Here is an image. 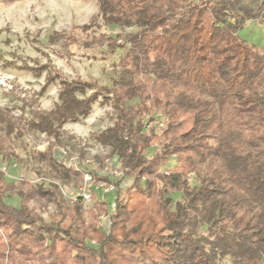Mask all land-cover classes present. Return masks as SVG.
Here are the masks:
<instances>
[{"label":"trees","instance_id":"obj_1","mask_svg":"<svg viewBox=\"0 0 264 264\" xmlns=\"http://www.w3.org/2000/svg\"><path fill=\"white\" fill-rule=\"evenodd\" d=\"M97 3L85 33L135 29L86 41L88 49L106 48L111 57L123 52L112 87L68 80L51 64L9 62L6 68L45 75V84L38 94L18 96L20 116L0 110V122L10 139L45 135L49 145L37 160L58 179L72 181L84 172L55 156L57 147L74 139L64 127L87 120L94 105L109 104L114 123L94 139L111 149L133 185L122 189L120 181L90 172L97 184L114 185L110 228L102 234L86 224L81 197L71 206L55 184H15L0 171V264H264V52L240 36L248 22L264 26V0ZM56 85L58 103L41 110L39 99ZM157 111L167 119L164 142L150 158L153 138L145 121L155 120ZM171 157L177 165L160 173ZM209 160L222 168L191 187L188 175ZM11 197L19 199L18 207L8 203ZM49 205L57 213L47 223L39 209ZM97 211L106 213L107 203L101 201Z\"/></svg>","mask_w":264,"mask_h":264},{"label":"rangeland","instance_id":"obj_2","mask_svg":"<svg viewBox=\"0 0 264 264\" xmlns=\"http://www.w3.org/2000/svg\"><path fill=\"white\" fill-rule=\"evenodd\" d=\"M97 0H17L14 2H0V110H11L14 116H20L21 102L18 96L31 97L38 94L45 84V75L35 78L29 73L21 72L13 67L6 68V63L14 62L21 66L26 62L53 65L68 80L80 79L96 82L100 87H112L118 77V62L122 51L112 57L106 48L88 49L86 41L92 36L106 33L112 37L125 36L135 32V29L112 27L100 30L91 29L88 33L83 27L91 23L98 14ZM72 35L74 40L53 37L55 35ZM240 36L248 43L255 45L264 52V26L257 22H248L241 30ZM60 86L51 87L39 99V107L44 111H51L58 103ZM156 119L146 118V134L153 140L146 155L152 158L160 151L164 142L163 132L165 122L161 111H157ZM162 114V115H161ZM115 113L111 105L98 103L87 120L77 124H68L64 132L73 137L66 140L64 147L55 149V156L65 166L73 167L82 172H94L100 177L109 178V182H121L122 189L131 188L132 178L123 175V168L117 158L112 157L111 149L102 146L94 138L97 134L111 127L115 120ZM220 115V120H222ZM150 118V119H149ZM163 120V122H162ZM0 122V139L3 141L5 154L0 155V171L7 180L19 183L24 179L33 184L44 182L47 186L55 184L63 199L70 203L78 196L87 195L89 200L83 203V216L86 224H94L102 234H107L110 228V216L114 211L115 196L108 183L97 184L94 180L87 183L84 178L72 181H62L56 177L47 163H40L37 152H43L49 145L45 135L32 133L22 140L6 137ZM212 140L211 144H215ZM177 165L176 157L160 168L159 172L168 174ZM222 168L219 160H209L197 173L188 175L190 186H198L199 179L208 176L215 169ZM179 200V196H174ZM101 201L107 203L108 211L101 213L97 206ZM8 203L19 206V199L11 197ZM42 218L51 222V214L57 213L54 205L47 209H39ZM66 220L63 221V225ZM89 244L96 245L95 241ZM7 264V259L5 260ZM223 264H232L225 261Z\"/></svg>","mask_w":264,"mask_h":264},{"label":"built area","instance_id":"obj_3","mask_svg":"<svg viewBox=\"0 0 264 264\" xmlns=\"http://www.w3.org/2000/svg\"><path fill=\"white\" fill-rule=\"evenodd\" d=\"M162 122H163V120H162ZM83 178L85 179V181H86L87 183H89V182H91V180H93L92 175H91L90 173H86V172H84V176H83ZM110 189L114 191V185H113V184L110 185ZM78 197H81V198L83 199L84 203L86 202V200H89V198H88L87 195H84V196H78ZM78 197L75 198V199H73L71 202H76L77 199H78ZM85 199H86V200H85Z\"/></svg>","mask_w":264,"mask_h":264}]
</instances>
